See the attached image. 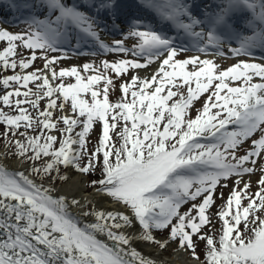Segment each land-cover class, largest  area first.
<instances>
[{
	"label": "snow or ice",
	"instance_id": "snow-or-ice-1",
	"mask_svg": "<svg viewBox=\"0 0 264 264\" xmlns=\"http://www.w3.org/2000/svg\"><path fill=\"white\" fill-rule=\"evenodd\" d=\"M0 15V264H264V0Z\"/></svg>",
	"mask_w": 264,
	"mask_h": 264
},
{
	"label": "rangeland",
	"instance_id": "rangeland-1",
	"mask_svg": "<svg viewBox=\"0 0 264 264\" xmlns=\"http://www.w3.org/2000/svg\"><path fill=\"white\" fill-rule=\"evenodd\" d=\"M9 25H12V24H11V23H8V25L4 24V27H8ZM19 27H22V24H20V25H12L11 30L14 31V32H15V31H18V30H19ZM124 31H126V30H124ZM123 35H124V32H121V34H120L118 37H114L113 40H115V39H123ZM129 43H131V41H129ZM69 55H70L72 58L69 59V60H67V61H65V62H64V66H68V65H71V64L83 63L86 59H95L94 57H78V56H76V55H74V54H72V53H70V52H69ZM101 58H103V57H101ZM112 58H113L112 56H109V57H108V59H112ZM232 63H234L233 60H232V61H228V60H226V61H223V62H222L223 67H227L228 65H230V64H232ZM37 64H40V66H41V62H40V61H37ZM153 67H154V66H153ZM148 71L151 72V69H149ZM144 74H145L144 72H141V75H144ZM112 99H115V96H113ZM197 107H199V104H197ZM98 132H99V129L97 128V133H98ZM92 139H93V141H95L96 136L93 135ZM258 175H259V174L254 175V176L252 177V182H253V189H252V190H253V191L256 190V187H255V181L258 179ZM230 188H231V184H229V188L222 189V191H224L225 198L227 197L228 192L230 191ZM219 203H221V201L217 200V204H219ZM216 210H217V209L214 208V209H213V212H215ZM173 247H174V246H173ZM203 247H204V245H203V243H201V244H200V248L198 249V251H201V250L203 249ZM164 254L170 257L171 254H172V252H171V250H169L168 252H165ZM186 259H187V257L184 256V258L181 259V262L184 261V260H186ZM173 263H174V262H173ZM175 264H177V263H175Z\"/></svg>",
	"mask_w": 264,
	"mask_h": 264
},
{
	"label": "bare ground",
	"instance_id": "bare-ground-1",
	"mask_svg": "<svg viewBox=\"0 0 264 264\" xmlns=\"http://www.w3.org/2000/svg\"><path fill=\"white\" fill-rule=\"evenodd\" d=\"M122 26H123V25H121V27H122ZM102 38L107 42L109 37H106V36L103 37V36H102ZM144 250H145L146 252L151 251V250L148 249V248H145ZM162 255H163V257H164L165 259H170L172 262H174L173 264H175V263L178 264V262H181V259L184 258L183 255H179V256H178V255L175 254V253H172L170 257L167 256V255H165L164 253H163ZM189 264H195V262H194V261H190Z\"/></svg>",
	"mask_w": 264,
	"mask_h": 264
},
{
	"label": "trees",
	"instance_id": "trees-1",
	"mask_svg": "<svg viewBox=\"0 0 264 264\" xmlns=\"http://www.w3.org/2000/svg\"><path fill=\"white\" fill-rule=\"evenodd\" d=\"M3 129L1 128V130L0 131H2Z\"/></svg>",
	"mask_w": 264,
	"mask_h": 264
}]
</instances>
